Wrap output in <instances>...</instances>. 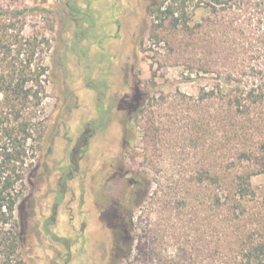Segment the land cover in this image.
<instances>
[{
  "label": "trees",
  "instance_id": "1",
  "mask_svg": "<svg viewBox=\"0 0 264 264\" xmlns=\"http://www.w3.org/2000/svg\"><path fill=\"white\" fill-rule=\"evenodd\" d=\"M19 1L0 0V264H23L24 222L33 211L28 188L45 133L49 68L39 51L47 41L24 33L27 15L42 9L17 6ZM68 8L76 16V7ZM145 8L137 44L146 39L160 55L181 54L179 66L187 76H206L194 109L204 102L207 113L194 128L218 138L221 165L200 170L197 177L203 182L209 175L202 217L200 208L188 222L174 224L169 247L156 233L138 246L133 264H264V0H149ZM200 9L205 14L195 19ZM142 102L136 85L115 98L120 150L134 138L130 125ZM97 124L101 129L104 121ZM129 172L126 194L115 205L104 264H121L134 250L133 213L149 181ZM67 178L62 173L60 179ZM59 184L62 198L65 181Z\"/></svg>",
  "mask_w": 264,
  "mask_h": 264
},
{
  "label": "rangeland",
  "instance_id": "2",
  "mask_svg": "<svg viewBox=\"0 0 264 264\" xmlns=\"http://www.w3.org/2000/svg\"><path fill=\"white\" fill-rule=\"evenodd\" d=\"M148 1L20 0L16 4L41 7L27 15L24 33L46 39L39 56L49 68L42 106L45 133L28 188L33 211L30 218L24 215L23 264H63L62 239L72 224L79 227L75 216L78 198L71 195L75 179L67 183L70 190L62 198L59 183L64 182L60 179L63 170L68 171L67 157L82 118L91 113L86 108L85 115V104L92 98L85 84L95 86L106 80L115 98L135 85L141 90L142 106L130 125L134 138L121 155L123 168L147 179L149 188L133 213L134 250L121 264H133L138 246L148 244L156 233L163 235L169 247L173 225L188 222L200 208L202 217V208L209 204V175L203 182L197 177L200 170L220 167L218 138L194 128L198 117L207 113L204 102L194 109L196 96L206 89V76L195 72L187 76L188 70L179 66L181 54L160 55L145 39L146 34L143 45L137 44ZM68 4L76 7V16L69 14ZM204 14L197 10L194 18ZM120 128L114 120L108 130L113 150L118 148ZM260 180L256 177L254 183ZM117 185L121 187L115 182L112 189ZM57 195L62 200L55 206ZM52 215L54 222L49 223ZM106 233L100 232V240L70 264H104Z\"/></svg>",
  "mask_w": 264,
  "mask_h": 264
},
{
  "label": "flooded vegetation",
  "instance_id": "3",
  "mask_svg": "<svg viewBox=\"0 0 264 264\" xmlns=\"http://www.w3.org/2000/svg\"><path fill=\"white\" fill-rule=\"evenodd\" d=\"M106 81V80H105ZM86 89L92 94L91 101L85 104L89 115L84 116L74 143L68 154V178L65 185L75 179V189H71V195L78 198V206L75 212L79 224L78 229L72 224L69 234L62 240L64 247V263L76 262L79 254H83L86 248L98 242L99 233L107 231L105 243L114 227L117 216L115 205L118 199L125 196L127 191L128 172L123 168L121 148L113 150V141L109 128L114 116L115 96L109 93L107 82L102 87L85 84ZM80 103L77 104L79 106ZM81 105V104H80ZM95 111V113L93 112ZM98 121H104L101 129H98ZM116 121V120H115ZM111 139V140H110ZM116 143V139H114ZM120 150V153H119ZM71 154L75 161L72 163ZM130 173V172H129ZM121 183L116 190L112 189L114 183ZM70 190L66 187L63 193ZM62 200V199H61ZM73 214L70 216L72 218ZM74 217V216H73Z\"/></svg>",
  "mask_w": 264,
  "mask_h": 264
}]
</instances>
